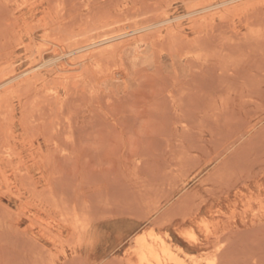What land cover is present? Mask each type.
Segmentation results:
<instances>
[{
	"label": "rangeland",
	"instance_id": "1",
	"mask_svg": "<svg viewBox=\"0 0 264 264\" xmlns=\"http://www.w3.org/2000/svg\"><path fill=\"white\" fill-rule=\"evenodd\" d=\"M0 95V264H264V0H0Z\"/></svg>",
	"mask_w": 264,
	"mask_h": 264
},
{
	"label": "bare ground",
	"instance_id": "2",
	"mask_svg": "<svg viewBox=\"0 0 264 264\" xmlns=\"http://www.w3.org/2000/svg\"><path fill=\"white\" fill-rule=\"evenodd\" d=\"M230 1V0H229ZM236 1V0H235ZM213 2V1H212ZM263 2V1H262ZM202 3V2H201ZM254 3V2H253ZM227 4V3H226ZM204 5H208V4H205V3H203V6ZM218 5V4H217ZM220 5V4H219ZM225 5V4H224ZM232 6V5H231ZM254 6H255V4H254ZM198 7H200V6H198ZM197 7V8H198ZM220 7H221V5H220ZM216 8V7H215ZM240 8V7H239ZM206 9L207 8H204V9H202V10H205L206 11ZM201 10V11H202ZM210 10V9H209ZM257 10V9H256ZM61 11V10H60ZM196 12L197 11H194V12H191L190 13V15L192 16V14H196ZM207 12V11H206ZM217 12H219V11H217ZM201 13V12H200ZM199 13V14H200ZM67 14V13H66ZM70 15V14H69ZM186 15V14H185ZM189 15V14H188ZM236 17H237V15H235ZM239 16V15H238ZM190 17V16H189ZM221 17V16H220ZM204 18V17H203ZM179 18H176L175 20H178ZM183 19V18H182ZM169 22H171L170 21V19H167V20H165L164 21V23H169ZM175 22V21H174ZM103 23V22H102ZM104 23H106V22H104ZM150 23V22H149ZM163 23V22H162ZM62 26V25H61ZM99 26V25H98ZM102 27V26H101ZM168 31V30H167ZM253 31V30H252ZM251 32V31H250ZM134 33V32H133ZM33 34V33H32ZM130 35V34H129ZM114 39V38H113ZM49 42V41H48ZM52 42V41H51ZM50 42V43H51ZM57 42H61V41H57ZM52 44H54V43H52ZM59 44V43H58ZM61 45V44H60ZM58 47H59V45H57ZM83 46V45H82ZM82 46H80V47H82ZM37 47V46H36ZM72 47V46H71ZM57 48V47H56ZM28 50V49H27ZM47 50H48V48H47ZM52 50V49H51ZM51 50H49V51H51ZM85 50V49H84ZM42 58H44L43 56H41ZM65 57V56H64ZM93 57V56H92ZM53 58V57H52ZM35 59V58H34ZM53 60V59H52ZM43 61H45V60H43ZM100 62V61H99ZM33 63V62H32ZM48 63V62H47ZM38 64V63H37ZM93 64V63H92ZM34 65V64H33ZM32 65V66H33ZM53 65V64H52ZM51 65V66H52ZM55 65V64H54ZM71 65H75V63H71ZM102 65V64H101ZM31 67V66H30ZM36 67V66H35ZM108 67V66H107ZM34 68V67H33ZM32 67H31V69H33ZM79 68V67H78ZM111 68V67H110ZM66 69V68H65ZM100 69V68H99ZM112 69V68H111ZM118 69V68H117ZM39 70V69H38ZM77 71V70H76ZM100 71V70H99ZM117 71V70H116ZM115 70L113 71V72H116ZM120 71V70H119ZM32 72H33V70H32ZM35 72V71H34ZM97 72V71H96ZM109 72H110V70H109ZM27 73V72H26ZM30 73V72H29ZM92 73H94L93 71H92ZM23 74H24V72H23ZM28 74V73H27ZM95 74V73H94ZM114 74H116V73H114ZM85 75V74H84ZM101 75V74H100ZM110 75H111V73H110ZM117 75V74H116ZM21 76V75H20ZM20 76H17V77H20ZM87 76V75H86ZM86 76H83L84 78L86 77ZM112 76H113V74H112ZM121 76V75H120ZM30 77V76H29ZM64 77V76H63ZM109 77V76H108ZM78 78V77H77ZM80 78V77H79ZM88 78V77H87ZM106 78H107V76H106ZM114 77H112V79H113ZM18 79V78H17ZM12 80H13V78H12ZM79 81V80H78ZM42 82V81H41ZM7 83V82H6ZM24 91H25V88H24ZM17 93V92H16ZM55 93V92H54ZM53 93V94H54ZM1 96V95H0ZM58 96V95H57ZM19 143V142H18ZM24 143V142H23ZM35 144V143H34ZM33 145V144H32ZM13 149V148H12ZM12 151V150H11ZM16 151V150H15ZM10 152V151H9ZM17 152V151H16ZM11 153V152H10ZM13 154H15L14 152H13ZM10 155V154H9ZM0 157H2V156H0ZM17 157V156H16ZM33 158V157H32ZM15 159V158H14ZM17 160H19V158L17 159ZM6 161V160H5ZM27 161V160H26ZM1 162V161H0ZM24 163V162H23ZM39 163V162H38ZM49 163V162H48ZM1 166V165H0ZM3 166V165H2ZM25 167V166H24ZM15 168V167H14ZM16 168H18V166L16 167ZM15 168V169H16ZM22 168V167H21ZM2 170V169H1ZM10 170V169H9ZM14 170V169H13ZM13 170H11V171H13ZM25 171V170H24ZM24 171H23V174H24ZM5 172V171H4ZM3 172V173H4ZM15 172V171H14ZM17 172H19V171H17ZM22 172V171H21ZM20 173V172H19ZM14 174V173H13ZM17 174V173H16ZM21 174V173H20ZM22 174V175H23ZM6 175V174H5ZM27 176H28V174H27ZM7 177V176H6ZM43 178V177H42ZM21 179V178H20ZM26 180V179H25ZM25 180L23 181L24 183H25ZM12 181V180H11ZM23 182H22V184H23ZM32 182V181H31ZM29 183H30V181H29ZM22 184H21V186H22ZM26 185V184H25ZM26 187V186H25ZM14 189V188H13ZM23 189V188H22ZM28 189V188H27ZM19 190V189H18ZM20 192H21V190H20ZM24 192V191H23ZM50 193V192H49ZM21 195H23V194H21ZM16 196V195H15ZM34 196V195H33ZM35 197V196H34ZM48 202V201H47ZM253 202V201H252ZM35 203V202H34ZM33 203V204H34ZM29 204V203H28ZM46 204V203H45ZM31 205V204H30ZM61 205V204H60ZM59 205V206H60ZM36 206V205H35ZM51 206H53V204H51ZM251 208V205L249 204L248 206H247V208ZM48 208V207H47ZM54 208H57L56 207V205H55V207ZM69 208V207H68ZM245 208H246V206H245ZM246 208V209H247ZM248 208V209H249ZM60 209H61V207H60ZM59 209V210H60ZM67 209V208H66ZM252 209H254V208H252ZM24 211V210H23ZM33 211H34V208H33ZM54 211V210H53ZM234 211V210H233ZM232 211V212H233ZM196 212V211H195ZM36 213V212H35ZM32 214V213H31ZM58 214V213H57ZM189 214H191V213H189ZM211 214V213H210ZM217 214V213H216ZM186 215V214H185ZM227 216V215H226ZM229 216H231V215H229ZM37 217V216H36ZM62 217H64V216H62ZM54 218V217H53ZM183 218H186L185 216L183 217ZM203 218V217H202ZM46 219V218H45ZM204 219V218H203ZM56 220V219H55ZM60 220V219H59ZM49 221V220H48ZM60 221H62V220H60ZM65 221H67V219L65 218ZM208 221V220H207ZM219 221V220H218ZM52 222V221H51ZM63 222H64V220H63ZM201 222V221H200ZM204 222H206V221H204ZM208 223V222H207ZM206 223V224H207ZM43 224V223H42ZM53 224V223H52ZM201 224V223H200ZM202 224H204L203 222H202ZM66 225V224H65ZM205 225V224H204ZM211 225V224H210ZM212 225H213V223H212ZM60 226V225H59ZM209 226V225H208ZM207 226V230L206 231H209V227ZM50 227V226H49ZM205 227L206 226H204V229H205ZM48 228V227H47ZM153 228V227H152ZM191 228V227H190ZM44 229V228H43ZM194 229V228H193ZM51 230V229H50ZM144 231L145 230H143V233H144ZM154 231V230H153ZM191 231H192V229H191ZM41 232V231H40ZM167 232V231H166ZM186 232V231H185ZM148 233V232H147ZM168 233V232H167ZM188 233V231L186 232V234ZM195 233V232H194ZM145 234V233H144ZM185 234V233H184ZM207 234V233H206ZM56 235H58V234H56ZM139 235V234H138ZM150 235V234H149ZM189 235V234H188ZM61 236V235H60ZM158 236V235H157ZM183 236H185V235H183ZM190 236V235H189ZM150 237H152L153 238V240L150 242V240H149V238L147 237V236H145V235H140V236H138V237H135L136 238V244H137V255H138V259H139V263L140 264H154V263H156V264H171V263H175V264H187L185 261H183V260H179L178 259V257L176 256L177 255V252H176V255L174 254L175 252H173V249H172V246H170L169 245V243L167 244L166 242H165V240L163 241V239H161V238H159V237H154L152 234L150 235ZM169 237V236H168ZM167 237V238H168ZM186 237H187V235H186ZM198 237V236H197ZM197 237H195L194 239H196ZM51 238V237H50ZM54 238V237H53ZM71 238V237H70ZM60 239V238H59ZM63 239V238H62ZM72 239V238H71ZM151 239V238H150ZM64 240V239H63ZM171 240H172V238H171ZM191 240V239H190ZM60 241V240H59ZM58 241V242H59ZM61 242V241H60ZM197 242V241H196ZM62 243V242H61ZM70 243H72V242H70ZM135 244V245H136ZM64 245V244H63ZM175 247V246H174ZM179 247V246H178ZM177 247V248H178ZM63 248V247H62ZM131 248V247H130ZM176 248V247H175ZM174 248V249H175ZM128 249V248H127ZM183 249V248H182ZM133 251V250H132ZM178 251H179V249H178ZM184 251V250H183ZM182 251V252H183ZM180 252H181V249H180ZM125 254V253H124ZM183 254V253H182ZM186 256H188L187 254H185V257ZM192 256V255H191ZM190 256V257H191ZM193 256H195V255H193ZM192 256V257H193ZM202 256V255H201ZM234 256V255H233ZM197 257V256H196ZM195 257V258H196ZM235 257V256H234ZM187 258V257H186ZM205 258V257H204ZM218 258V257H217ZM233 258V257H232ZM232 258H231V260H232ZM240 258V257H239ZM183 259V258H182ZM202 259V258H201ZM206 259V258H205ZM264 259V258H263ZM203 260V259H202ZM234 260V259H233ZM236 260V259H235ZM246 260V259H245ZM192 261H193V259H192ZM238 261V260H237ZM190 262V261H189ZM197 263H195V264H198V262L199 261H196ZM206 262V261H205ZM223 263V262H222ZM233 263L234 264H236L234 261H233ZM246 263H248V262H246ZM199 264H200V262H199ZM211 264H218V262L216 263L215 261H213ZM226 264V263H225ZM229 264V263H228ZM231 264V263H230Z\"/></svg>",
	"mask_w": 264,
	"mask_h": 264
}]
</instances>
